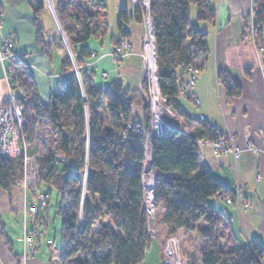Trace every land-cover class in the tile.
Instances as JSON below:
<instances>
[{
	"label": "trees",
	"instance_id": "trees-1",
	"mask_svg": "<svg viewBox=\"0 0 264 264\" xmlns=\"http://www.w3.org/2000/svg\"><path fill=\"white\" fill-rule=\"evenodd\" d=\"M26 1L41 52L51 56L52 43L64 51L58 88L50 93L47 103L40 101L27 68L18 71L26 98L22 130L27 142L38 150L37 181L50 195L51 190L57 194L56 214L62 220L59 264L143 262L154 241L144 204L147 154L154 169V228L159 237L196 234L199 251L189 264H264V250L257 241L229 249L233 237L228 217L211 204L219 193L232 195L203 166L198 142L219 141L223 133L199 120L201 130L178 142L181 131L163 120V134H152L147 141L150 111L138 89H126L122 80L99 88L93 73L82 69L95 57L89 43L107 38V0H55L67 46L61 39L46 40L44 0ZM254 6V31L262 40L264 0H254ZM192 7L199 21L215 22L209 0H150L163 112L188 122L194 120L178 99L186 87L187 70H201L209 53L207 34L191 26ZM133 19L142 22L137 10L121 8L117 30L122 38L128 39L127 25ZM219 82L229 95L239 94L240 88L229 74L221 72ZM136 104L143 109L142 122L133 114ZM42 145L48 152L39 155ZM23 174L22 155H0L3 190L10 193ZM96 224L100 229L94 238Z\"/></svg>",
	"mask_w": 264,
	"mask_h": 264
},
{
	"label": "crops",
	"instance_id": "crops-1",
	"mask_svg": "<svg viewBox=\"0 0 264 264\" xmlns=\"http://www.w3.org/2000/svg\"><path fill=\"white\" fill-rule=\"evenodd\" d=\"M209 1L215 10L214 23L199 21L193 7L189 15L191 26L207 34L209 53L193 87L183 89L187 96L181 95L178 99L182 109L194 121L173 116L166 123L181 131L178 142L189 140L201 130L199 120L222 132L223 139L234 142L239 149L237 154L220 155H215L213 148L203 141L198 142L203 166L232 195V203L216 196L211 204L217 212L228 217L233 237L229 249H241L257 241L264 250V54L260 53V48L264 47V32L262 40L255 35L253 0ZM0 9V49L6 41L13 40L15 51L34 78L40 101L47 103L50 93L58 88L62 74L59 61L62 62L64 51L52 43L51 56L41 52L35 42L32 11L26 0H0ZM49 12L58 33L47 34L45 9L42 22L46 40L64 41L55 11L49 9ZM127 32L131 49L118 64L112 57L122 38L118 30L110 32L108 29L105 40L89 43L95 57L85 62L82 69L93 73L97 87L108 88L113 82L122 80L126 89H138L145 70L142 55L144 26L133 19L127 25ZM8 65L7 61H0V105L5 104L9 96L4 76ZM221 72L229 74L238 84L239 94L229 95L222 87L219 82ZM192 99L199 105H195ZM133 114L138 121H143V109L139 104L133 107ZM41 148L44 154L48 152L46 145ZM40 187L25 190L17 184L10 193L0 187V264H59V248H54L57 240L56 237L50 239L48 231L49 208L39 214L42 236L37 242L38 250L33 258L23 260L24 210L36 203L35 191L41 192ZM179 236L184 238L185 234L182 232ZM49 241H55V246H50ZM199 243L197 239V245ZM191 258L197 256L188 252L184 264H189Z\"/></svg>",
	"mask_w": 264,
	"mask_h": 264
},
{
	"label": "built area",
	"instance_id": "built-area-1",
	"mask_svg": "<svg viewBox=\"0 0 264 264\" xmlns=\"http://www.w3.org/2000/svg\"><path fill=\"white\" fill-rule=\"evenodd\" d=\"M131 1L134 5V9L140 14L142 18L141 23L144 26L143 50L145 54L144 58H146L145 60L147 61V67L142 78L140 95L144 97L150 111V129L147 135L148 141L149 136L152 134L157 136H161L163 134V99L159 90L157 77V57L154 31L151 23L150 0ZM44 2L45 5L54 12V8L52 6L54 3L53 0H44ZM130 49L131 45L129 40L126 38H121L112 53L115 63L119 59L125 57ZM260 53L264 54V47L260 48ZM149 54L152 55V63L148 59ZM0 61H7L9 64L4 70L9 96L7 102L3 105H0V155L6 158H18L22 155L24 159V174L22 181L19 182V185L23 186L25 190H28L32 187L38 189L40 185L36 176L38 150L35 145H31L27 142L22 130L24 123L23 103L26 102V98L24 96V89L22 88L18 77V71L26 68V64L22 57L19 56L15 51L13 40L10 39L6 41L0 49ZM187 72L188 76L185 88L191 89L197 80L199 70L189 68ZM181 95L187 96L185 91H182ZM192 101L195 105H199L197 100L192 99ZM202 143L211 146L215 155H220L222 153L237 154L239 152V149L230 139H220L216 142L205 140ZM150 161L151 159L147 161V165H149ZM147 171V177L145 178L144 204L148 215L149 234L158 242L159 240L156 236L157 233H155L154 228V222L156 220V214L153 206L154 176L150 169ZM149 175H151V182L148 183ZM35 192L36 203L26 207L24 210L23 260L25 261L33 258L36 251L38 250L37 242L42 236V233L40 232L41 222L39 219V214L47 208L51 198L50 192L48 190L46 192H39L38 190ZM217 196L219 199H225L227 203L233 202L230 197H227L224 194L219 193ZM158 243L162 250L163 264H183L179 256V244L175 237H169L162 245L160 242ZM48 244L52 247L55 246L54 241H49Z\"/></svg>",
	"mask_w": 264,
	"mask_h": 264
},
{
	"label": "rangeland",
	"instance_id": "rangeland-1",
	"mask_svg": "<svg viewBox=\"0 0 264 264\" xmlns=\"http://www.w3.org/2000/svg\"><path fill=\"white\" fill-rule=\"evenodd\" d=\"M108 1V29L110 32H116L117 27V17H118V11L119 8L121 6H125L128 9H134V5L132 3L131 0H107ZM53 8L55 11V0H53ZM192 9L196 8L193 7ZM46 11H47V21H46V32L49 35H52L53 33H58L57 30V26L55 24V21L51 18V12H49L48 7L46 6ZM58 25V24H57ZM60 25V24H59ZM61 28V26H60ZM62 31V28H61ZM63 33V31H62ZM63 42L66 45V36L63 33ZM143 40V39H142ZM130 43V42H129ZM67 46V45H66ZM67 52H69L70 56H72L70 49H67ZM142 55L143 58L145 57L144 54V50H143V46H142ZM125 56H128L125 55ZM146 58H144V69L146 70L147 64H146ZM118 63V62H117ZM61 65V60L59 61V66ZM61 67V66H60ZM77 72V68L75 67L74 69ZM145 70H144V74H145ZM141 82L140 81L139 85H138V91H139V97L145 102V99L143 96H141L140 94V90H141ZM146 91V90H145ZM140 101V100H139ZM146 103V102H145ZM174 115L170 112L164 111L163 113V120L166 121H170L172 119ZM43 149L40 148L39 149V155L43 154ZM149 159V156L147 154V160ZM147 169H146V176L147 177ZM39 190L41 192H46L47 191V187L44 185H41V187L39 188ZM154 201V199H153ZM56 203H57V194L54 190H51V200L49 203V210H50V219H49V227H48V231H49V235H50V239H54L56 237L57 240V245L54 247L55 249H60L61 248V227H62V220L61 218L56 214L57 210H56ZM100 229V224H96V226L94 227V233H93V237L96 238V233L99 232ZM157 232V230H155V233ZM160 244H164L165 241L169 238H163V237H159L158 234H156ZM182 236V235H181ZM194 236H197L196 234H194ZM193 235H185L184 238L180 237V236H175V238L177 239V242L179 244L178 249H179V256L180 259L182 260V263L184 264L186 255L188 254V252H191L192 254H194V256H197L198 253V245H197V239L198 237H194ZM92 237V238H93ZM55 244V241H54ZM141 264H163L162 263V250H161V258H160V246L159 243L154 239V241L151 244V248L147 251L146 256L143 260V262Z\"/></svg>",
	"mask_w": 264,
	"mask_h": 264
},
{
	"label": "water",
	"instance_id": "water-1",
	"mask_svg": "<svg viewBox=\"0 0 264 264\" xmlns=\"http://www.w3.org/2000/svg\"><path fill=\"white\" fill-rule=\"evenodd\" d=\"M138 103H140V101H138ZM150 169L153 174H154V169H153V166H152V162L150 161L149 165H147V170Z\"/></svg>",
	"mask_w": 264,
	"mask_h": 264
},
{
	"label": "bare ground",
	"instance_id": "bare-ground-1",
	"mask_svg": "<svg viewBox=\"0 0 264 264\" xmlns=\"http://www.w3.org/2000/svg\"><path fill=\"white\" fill-rule=\"evenodd\" d=\"M148 59H149V61L152 63V61H153V59H152V55L149 54ZM149 182H151V175H149V177H148V183H149Z\"/></svg>",
	"mask_w": 264,
	"mask_h": 264
}]
</instances>
